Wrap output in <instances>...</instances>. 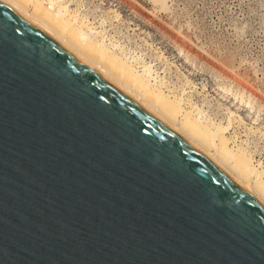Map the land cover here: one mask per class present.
I'll return each instance as SVG.
<instances>
[{"label": "water", "instance_id": "obj_1", "mask_svg": "<svg viewBox=\"0 0 264 264\" xmlns=\"http://www.w3.org/2000/svg\"><path fill=\"white\" fill-rule=\"evenodd\" d=\"M0 264H264V207L0 1Z\"/></svg>", "mask_w": 264, "mask_h": 264}, {"label": "rangeland", "instance_id": "obj_2", "mask_svg": "<svg viewBox=\"0 0 264 264\" xmlns=\"http://www.w3.org/2000/svg\"><path fill=\"white\" fill-rule=\"evenodd\" d=\"M54 1H46L54 12L68 10L90 42L107 47L173 106L184 104L183 112L203 128H231L225 134L230 148L264 173V0H167V6L157 0ZM154 108L264 206L255 182L240 176L203 137H193L183 118L167 114L172 109Z\"/></svg>", "mask_w": 264, "mask_h": 264}, {"label": "bare ground", "instance_id": "obj_3", "mask_svg": "<svg viewBox=\"0 0 264 264\" xmlns=\"http://www.w3.org/2000/svg\"><path fill=\"white\" fill-rule=\"evenodd\" d=\"M0 1L8 5L21 17L26 19V21L33 24L34 26L42 30L45 34L50 36L53 40L58 42L68 52H70L73 56H75L80 62L91 68L101 77H103L106 81H108L110 84H112L117 89H119L122 93L128 96L130 99H133V101L135 100L136 102L135 101L134 102L136 104L141 103V105H144L143 107L140 104H138L146 111L150 110L154 115L150 111L149 113H151L154 117H156L157 115L160 121H162L163 119L165 120V118H163L165 115L163 116L161 113L156 114L154 105L160 106L163 111L166 109V112L169 111V109H172V111L168 112L167 114H169L174 119L183 118L182 120L185 129L189 130V132L193 135V137L194 135L195 138L196 136L203 137L206 140V142L209 143L215 149V151L221 155L222 158H226L227 161L229 160V163L230 162L233 163V166H235V169L240 174V176L248 179L249 181L252 180L253 182H255L257 188L264 194V173H262L257 168V166H254L253 164L254 161H251L252 159L250 160L248 156L245 157L244 154L241 155L240 153L235 152V150L230 148V140L225 136V134L229 132L231 128H227V129H224L226 127H224L223 129H221L222 127L217 128L216 132L207 129L205 127L203 128V126H201L196 121L197 118L196 120H194L189 115H186L183 112L182 110L183 107L181 106H184V104H182L181 106L179 104L178 107H176V105L173 106L170 102L171 99L168 101L166 95H164L165 94L164 92L160 93L161 90L159 92H156V90H158V87L154 92L151 89L150 84L148 85L146 82L144 83L142 77H140V75L135 70H133L132 67H130L127 63L123 61H119L118 59L113 57L114 55L112 56V54L110 53L107 47H104L103 45L97 46L94 43L90 42L88 40L86 33L83 32L84 30L82 31L80 29H77L76 26H74V21H77V18L73 17V15H70L68 10L64 12L61 11V13L54 12L52 10L53 8H50L48 6L47 4L48 2L46 3L47 0H0ZM157 1L162 3L163 5H166L167 0H157ZM51 3L54 5L55 1L51 0ZM84 25L83 28L86 27ZM118 79L120 80L119 82ZM201 114L202 112L200 113V116ZM168 123L169 122H167V124ZM167 126L170 128L172 127L171 129L174 132L176 131L179 132L181 129V128L179 129L176 126H171L170 123ZM190 142H192L193 145L195 144L191 140ZM190 142L188 143L190 144ZM190 146L194 148L191 144ZM194 146L196 147V145ZM198 152L202 154V152L200 151ZM203 153L207 155L205 156L202 154L203 156H205L209 161H211L214 165H216L212 161L214 160L213 154L211 153L206 154V151L205 152L203 151ZM216 166L219 167L220 169L223 168L220 165L219 166L216 165ZM223 169L221 170L224 171ZM241 184L243 183L241 182ZM242 188H244V190L250 194L249 192L250 190L247 187H245V185H242Z\"/></svg>", "mask_w": 264, "mask_h": 264}]
</instances>
